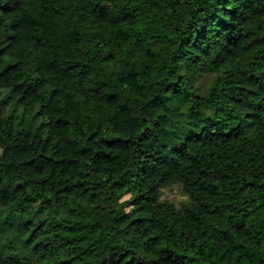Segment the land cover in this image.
Instances as JSON below:
<instances>
[{
  "label": "trees",
  "instance_id": "1",
  "mask_svg": "<svg viewBox=\"0 0 264 264\" xmlns=\"http://www.w3.org/2000/svg\"><path fill=\"white\" fill-rule=\"evenodd\" d=\"M0 264H264V0H0Z\"/></svg>",
  "mask_w": 264,
  "mask_h": 264
},
{
  "label": "rangeland",
  "instance_id": "2",
  "mask_svg": "<svg viewBox=\"0 0 264 264\" xmlns=\"http://www.w3.org/2000/svg\"><path fill=\"white\" fill-rule=\"evenodd\" d=\"M164 198L175 203H180L186 199V196L183 194L181 188L175 185L164 189Z\"/></svg>",
  "mask_w": 264,
  "mask_h": 264
}]
</instances>
